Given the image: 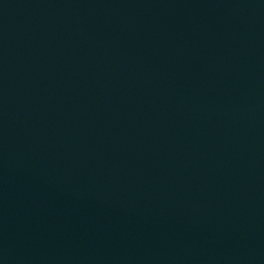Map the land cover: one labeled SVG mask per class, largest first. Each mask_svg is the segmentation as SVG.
I'll return each instance as SVG.
<instances>
[{
	"label": "water",
	"instance_id": "95a60500",
	"mask_svg": "<svg viewBox=\"0 0 264 264\" xmlns=\"http://www.w3.org/2000/svg\"><path fill=\"white\" fill-rule=\"evenodd\" d=\"M0 264H264V0H0Z\"/></svg>",
	"mask_w": 264,
	"mask_h": 264
}]
</instances>
